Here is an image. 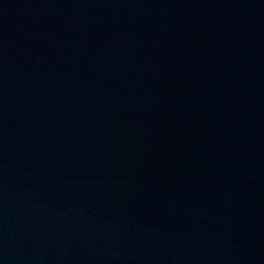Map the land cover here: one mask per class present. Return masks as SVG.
<instances>
[{"label":"water","instance_id":"obj_1","mask_svg":"<svg viewBox=\"0 0 264 264\" xmlns=\"http://www.w3.org/2000/svg\"><path fill=\"white\" fill-rule=\"evenodd\" d=\"M0 264H264V0H0Z\"/></svg>","mask_w":264,"mask_h":264}]
</instances>
